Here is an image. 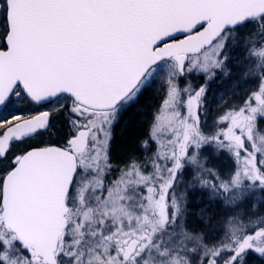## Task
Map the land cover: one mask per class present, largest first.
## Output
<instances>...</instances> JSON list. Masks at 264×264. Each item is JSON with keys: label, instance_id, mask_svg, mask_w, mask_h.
<instances>
[{"label": "snow or ice", "instance_id": "obj_1", "mask_svg": "<svg viewBox=\"0 0 264 264\" xmlns=\"http://www.w3.org/2000/svg\"><path fill=\"white\" fill-rule=\"evenodd\" d=\"M229 46L256 83L212 115L188 77ZM153 80L151 154L114 168L111 128ZM197 188L264 207V0H0V264H264V215L186 226Z\"/></svg>", "mask_w": 264, "mask_h": 264}, {"label": "rangeland", "instance_id": "obj_2", "mask_svg": "<svg viewBox=\"0 0 264 264\" xmlns=\"http://www.w3.org/2000/svg\"><path fill=\"white\" fill-rule=\"evenodd\" d=\"M226 51L229 59L225 61V70H217L215 72V75L207 81L205 79V74L202 73L199 75L193 74L192 76L188 77L194 87L198 88L199 86H201V84L206 87V92L203 97V104L212 115H215L218 112L222 111L224 107L232 104L233 102L239 103L241 97L244 94V91L247 88L254 87L256 83L255 80L241 78V73L244 71V67L243 65L238 64V61L242 60L243 64L254 62L244 59V57L247 55L246 52L239 48H232L231 46H229ZM180 84L184 85L185 81L182 79L180 81ZM145 93H151L156 97L155 106L152 108L153 111L156 107L159 106L161 102V97L163 95V85L157 80H153L152 84L143 94ZM137 103L122 111L118 120L111 128L110 153L114 168L116 166L122 167L123 162H125H118L113 155L112 141L115 135V129L118 128V126L123 121V118L126 117L127 113L136 108ZM59 120H63V116L54 115L52 123L56 128H59L58 126H56V123L60 122ZM150 120L151 115L149 121ZM209 123H211V121H209ZM148 126L149 122L147 125L146 135L144 136L143 140L147 139ZM205 130L211 131V129ZM153 147L154 145H152L151 143H149L147 148H144L142 145H140V157H143L146 160L147 157L151 154V149ZM202 154L209 158L207 166L220 169L222 175H224L226 171L232 168V162L223 154L221 155L220 159L214 158L211 148L205 147L202 150ZM116 175H118V173L113 172L111 178H115ZM183 179L184 183H181L177 186V192L184 191L185 185L191 179L188 171L185 172ZM187 197L188 215L186 226L192 231H204L206 233L207 239H215L221 234L218 221L224 219L226 216L236 215L237 213H240V218L247 222V219L250 217L254 218L259 215H264V207H261L259 205V202L255 201L254 199L246 200L237 208L225 209L219 198L215 200L210 199V192L206 189L197 188L195 190H188ZM253 203L257 204L256 208L252 207ZM201 216H203L204 218L211 216L214 217V219H212L209 224L205 225L201 220Z\"/></svg>", "mask_w": 264, "mask_h": 264}, {"label": "trees", "instance_id": "obj_3", "mask_svg": "<svg viewBox=\"0 0 264 264\" xmlns=\"http://www.w3.org/2000/svg\"><path fill=\"white\" fill-rule=\"evenodd\" d=\"M155 103L156 97L153 94H143L136 108L129 111L118 128L115 129L112 151L118 162L126 161L130 155L140 157L141 141L146 135L147 125ZM59 121L56 126L62 128L63 120ZM257 264L260 262L257 261Z\"/></svg>", "mask_w": 264, "mask_h": 264}, {"label": "flooded vegetation", "instance_id": "obj_4", "mask_svg": "<svg viewBox=\"0 0 264 264\" xmlns=\"http://www.w3.org/2000/svg\"><path fill=\"white\" fill-rule=\"evenodd\" d=\"M51 106L49 105V106H47V107H45V108H42V109H39V110H48V108H50ZM53 117H54V115H53ZM53 117H52V120H53Z\"/></svg>", "mask_w": 264, "mask_h": 264}]
</instances>
